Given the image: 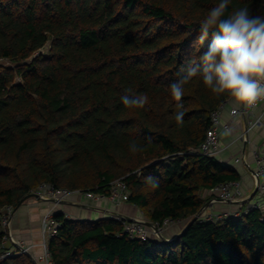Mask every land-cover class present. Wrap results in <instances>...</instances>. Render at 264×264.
<instances>
[{"label": "trees", "instance_id": "trees-1", "mask_svg": "<svg viewBox=\"0 0 264 264\" xmlns=\"http://www.w3.org/2000/svg\"><path fill=\"white\" fill-rule=\"evenodd\" d=\"M218 2L0 0V60L13 64L0 65V212L42 185L108 195L121 179L146 221L186 225L171 241H141L122 234L124 220L56 212L53 264H264L263 211L244 205L239 217L193 220L207 203L201 192L241 181L231 165L194 152L210 115L231 98L199 76L180 102L169 87L207 49L199 22ZM243 6L264 14V0H232L229 11ZM126 94L148 103L126 108ZM134 142L143 151L132 152ZM149 175L158 188L145 183ZM3 237L0 224V252ZM0 264L36 263L19 254Z\"/></svg>", "mask_w": 264, "mask_h": 264}, {"label": "clouds", "instance_id": "clouds-1", "mask_svg": "<svg viewBox=\"0 0 264 264\" xmlns=\"http://www.w3.org/2000/svg\"><path fill=\"white\" fill-rule=\"evenodd\" d=\"M232 0H219L199 22L198 43L210 39L205 51L185 62L179 69V78L170 84L172 98L180 102L185 85L194 77H201L203 84L216 96H228L237 105L255 107L264 101V14L253 15L246 6L229 11ZM121 102L126 108H142L148 96L124 95ZM183 104L177 103L174 114L177 125H183ZM225 128L223 137L231 135ZM132 152L143 151L134 142ZM145 183L156 189L159 178L145 177Z\"/></svg>", "mask_w": 264, "mask_h": 264}, {"label": "built area", "instance_id": "built-area-1", "mask_svg": "<svg viewBox=\"0 0 264 264\" xmlns=\"http://www.w3.org/2000/svg\"><path fill=\"white\" fill-rule=\"evenodd\" d=\"M264 104V101L259 102L255 107L245 108L241 105L240 108L232 107L229 110V115L235 117L241 115L246 118L245 129L242 134L237 138L233 139L229 145L235 142H241L243 145L249 144L250 134L257 128L264 129V110L259 116L253 115V111L258 106ZM226 103L214 111L210 115V126L206 131L205 139L194 151L205 157L218 158L225 148L221 145V135L223 129L230 128L228 123H224L221 120V112L223 111ZM250 156L254 163V168L251 172V178L254 182L255 195L250 202L244 201L245 194L242 191L240 183L230 182L220 184L208 193L212 197L208 202V206L211 207L216 203L221 204H239L240 208L245 212L247 209H256L264 212V141L261 148L252 147L250 149ZM235 163H240L246 168L250 169V166L245 160L244 152L241 156L235 159ZM39 197V200H53L56 203L66 201L73 195L83 194L87 199L99 201L107 200L115 205H120L128 202V191L124 182L121 179L115 180L111 183L109 194H94L92 192H80V191H68L66 189H54L47 185L40 186L35 192ZM14 210L12 207L7 206L0 212V224L4 232L2 241L3 249L0 252V260L19 254H26L31 256L36 264H53L48 242L49 240L57 235L59 222L55 220L54 213L48 212L44 214L41 220L40 232H41V243L39 247L41 253L37 256H32V250L34 245H27L22 241L14 240L12 232L10 230L11 219L13 217ZM240 211H226L219 213H209L199 215L203 220H221L223 218L232 216L239 217ZM117 220H124L122 234L126 235L129 239H138L146 241L149 238H155L161 240L164 238V233L170 226L177 222L172 219H165L161 222H148L142 219L126 220L124 218L116 217ZM9 244V247H6Z\"/></svg>", "mask_w": 264, "mask_h": 264}, {"label": "crops", "instance_id": "crops-1", "mask_svg": "<svg viewBox=\"0 0 264 264\" xmlns=\"http://www.w3.org/2000/svg\"><path fill=\"white\" fill-rule=\"evenodd\" d=\"M232 107L240 108L241 105H237L232 99L228 101L221 112V120L224 123H228L230 129H232L231 135L228 137L221 136V145L225 148L228 146L222 154L217 158L228 165L234 167L241 176V187L244 194L248 195L247 202H250L255 195L254 182L251 178V172L254 168L253 160L250 156V149L263 145L264 141V129L257 128L249 136V144L243 145L241 142H235L231 145L230 142L243 133L245 129V121L241 115L231 117L229 110ZM264 110V104L258 106L252 112L253 115L259 116ZM244 152L245 160L250 166V169L246 168L240 163H235V159L239 158ZM206 193V192H204ZM32 200H26L16 210H14L12 218V233L18 240H22L27 245H34L32 250V256H37L41 253L39 244L41 243V220L44 214L48 212H62L68 219L72 220H86L95 221L105 218H124L126 220L142 219L145 220L141 211L129 204L123 203L115 205L107 200L94 201L87 199L83 194H76L68 198L66 201L56 203L53 200H39L31 198ZM215 206H208V203L204 206L200 213L209 214L226 211H234L240 208L239 204H221L216 203ZM185 223L177 222L176 224L167 228L164 233V238L170 240L179 235L185 227Z\"/></svg>", "mask_w": 264, "mask_h": 264}, {"label": "rangeland", "instance_id": "rangeland-1", "mask_svg": "<svg viewBox=\"0 0 264 264\" xmlns=\"http://www.w3.org/2000/svg\"><path fill=\"white\" fill-rule=\"evenodd\" d=\"M44 53L45 54H47V49L46 50H44ZM0 65L1 66H6V67H9V66H13V64H11L10 62H8V61H6V60H0ZM200 196L203 198V199H205V200H207V203L211 200V196L209 195V193H204V192H201L200 193ZM245 196V200L244 201H247L248 200V195H244ZM29 200H32V199H29ZM206 203V204H207ZM229 205H232V204H229ZM213 206H215V205H213ZM206 207V206H205ZM205 207H203L201 210H203V209H205ZM214 213H216L215 212V210L213 211ZM212 213V212H211ZM219 213V212H218ZM13 218V217H12ZM12 226V219H11V225H10V230H11V227ZM2 228V227H1ZM11 232H12V230H11ZM12 236H13V238H14V240H18V239H16V237L14 236V234L12 233ZM19 241H22V240H19ZM23 242V241H22ZM6 247H9V244H6Z\"/></svg>", "mask_w": 264, "mask_h": 264}, {"label": "water", "instance_id": "water-1", "mask_svg": "<svg viewBox=\"0 0 264 264\" xmlns=\"http://www.w3.org/2000/svg\"><path fill=\"white\" fill-rule=\"evenodd\" d=\"M31 198L39 199V197L37 196V194L32 193L31 195L25 197L24 200H22V201L20 202V204L18 205V207H19L24 201L29 200V199H31ZM18 207H17V208H18ZM17 208H16V209H17ZM201 211H202V210H200V212H199L198 214H196V216L193 218V220H195L197 217H199ZM179 235H180V234H179ZM179 235H177L175 238L179 237ZM161 240H163V241H171V240H166L165 238H161Z\"/></svg>", "mask_w": 264, "mask_h": 264}]
</instances>
